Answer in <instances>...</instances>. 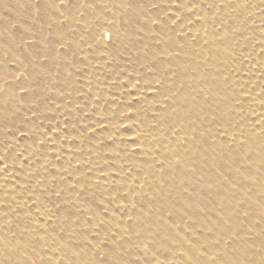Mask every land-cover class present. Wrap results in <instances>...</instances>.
Segmentation results:
<instances>
[{"label":"rangeland","instance_id":"1","mask_svg":"<svg viewBox=\"0 0 264 264\" xmlns=\"http://www.w3.org/2000/svg\"><path fill=\"white\" fill-rule=\"evenodd\" d=\"M0 179V264H264V0H0Z\"/></svg>","mask_w":264,"mask_h":264},{"label":"bare ground","instance_id":"2","mask_svg":"<svg viewBox=\"0 0 264 264\" xmlns=\"http://www.w3.org/2000/svg\"><path fill=\"white\" fill-rule=\"evenodd\" d=\"M93 129V131H101V130H107V126H106V124H101V123H98V124H96V125H94V127L92 128ZM101 129V130H100ZM134 138L133 137H127V139H126V141L127 142H131L132 140H133ZM51 142H54V140H50V139H48V140H45V144H46V146L48 145V146H50V144H51ZM55 144V143H54ZM53 145V144H52ZM61 145V144H60ZM63 146V145H62ZM56 147V146H55ZM45 148V147H44ZM48 148V147H47ZM63 148V147H62ZM72 151V150H71ZM70 151V152H71ZM132 151H134V152H137L136 150H132ZM64 152V151H63ZM66 152V151H65ZM67 152H69V151H67ZM63 154H60V155H57V156H61V158L62 157H64V156H62ZM68 155V154H67ZM72 155V154H71ZM74 155V154H73ZM20 157H26V155L24 154V153H21V155H19ZM70 156V153H69V155H68V157ZM60 158V159H61ZM67 159V158H66ZM26 161H28V160H26ZM62 161V160H61ZM2 169H4V168H2ZM2 171V170H1ZM7 171V169L5 168L4 169V173H7L8 171H9V169H8V171ZM3 172V171H2ZM10 172V171H9ZM4 173H1V174H3L4 175ZM9 174V173H8ZM109 176H111V175H109ZM107 177V178H110V177ZM5 177H10V175H5ZM13 178V177H12ZM101 178V177H100ZM102 179V178H101ZM106 179V178H105ZM4 180V179H3ZM0 181H2L1 179H0ZM104 181V180H103ZM102 181V182H103ZM3 182H6V180H4ZM8 182V181H7ZM101 181H99L98 183H102Z\"/></svg>","mask_w":264,"mask_h":264}]
</instances>
